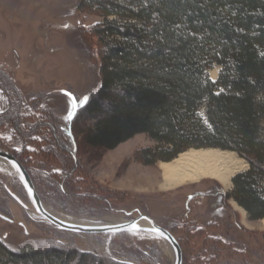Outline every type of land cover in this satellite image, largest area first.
I'll list each match as a JSON object with an SVG mask.
<instances>
[{
	"label": "rangeland",
	"instance_id": "374dc122",
	"mask_svg": "<svg viewBox=\"0 0 264 264\" xmlns=\"http://www.w3.org/2000/svg\"><path fill=\"white\" fill-rule=\"evenodd\" d=\"M78 4L79 0H0V147L26 166L40 197L54 212L76 220L152 217L179 240L183 264H264V228L260 220L251 221L236 210L231 202L235 199L229 197L234 184L227 190L206 179L161 188L159 166L164 161L145 165L138 158L141 149L156 144L147 134H137L113 150L86 146L78 125L85 114L75 120L66 117L69 111L77 114L80 100L100 85L101 50L91 30L104 18L80 10ZM216 67L219 76V64L207 71L214 81L218 76L213 79L209 71ZM2 86L9 87L10 96ZM53 122L65 128L76 159L65 157L57 131L50 132ZM261 126L264 137V117ZM13 167L10 173L0 170V238L8 246L41 248L50 243L132 264H175V258L172 262L161 249L162 238L150 232L58 229L35 211ZM65 169L75 173L66 178ZM56 188L66 191L65 196L57 195ZM204 216L210 218L208 226L200 224Z\"/></svg>",
	"mask_w": 264,
	"mask_h": 264
},
{
	"label": "trees",
	"instance_id": "16d2710c",
	"mask_svg": "<svg viewBox=\"0 0 264 264\" xmlns=\"http://www.w3.org/2000/svg\"><path fill=\"white\" fill-rule=\"evenodd\" d=\"M78 7L104 18L91 30L101 82L75 116L85 114L78 125L86 146L113 150L147 134L156 144L139 151L145 165L189 148L236 151L250 168L233 177L229 197L251 221L263 219L264 0H79ZM214 64L221 65L216 81L207 72ZM202 107L211 128L196 115ZM54 123L65 157L76 159L65 128ZM64 172L69 178L75 170ZM0 264L132 263L50 243L12 248L0 238Z\"/></svg>",
	"mask_w": 264,
	"mask_h": 264
},
{
	"label": "bare ground",
	"instance_id": "6f19581e",
	"mask_svg": "<svg viewBox=\"0 0 264 264\" xmlns=\"http://www.w3.org/2000/svg\"><path fill=\"white\" fill-rule=\"evenodd\" d=\"M209 72L213 79L217 78V67ZM245 165H247V167H245ZM249 166L248 161L240 157L236 151L215 147L200 149L189 148L180 153L172 161H164L160 163L159 167L163 176L161 188L170 190L210 179L218 181L225 189L229 190L233 186V177L240 171L249 168ZM13 169L14 167L10 162L0 157L1 171L10 173ZM231 202L234 204L236 210L244 218H247L246 210L238 205L236 201L232 200ZM49 210L62 219L76 220L54 212L51 209ZM123 221L126 220L118 218L112 220L111 223H119ZM138 223L145 224L147 223V219H140ZM261 224L264 228V219L261 220ZM160 246L163 252L168 255L173 262L175 253L172 246L165 239H160Z\"/></svg>",
	"mask_w": 264,
	"mask_h": 264
},
{
	"label": "water",
	"instance_id": "95a60500",
	"mask_svg": "<svg viewBox=\"0 0 264 264\" xmlns=\"http://www.w3.org/2000/svg\"><path fill=\"white\" fill-rule=\"evenodd\" d=\"M208 148V147H207ZM197 149V148H196ZM239 155V154H238ZM240 156V155H239ZM0 157L15 166L21 174L23 186L31 200L35 211L44 217V219L58 229L72 231L75 233H122L132 231L150 232L162 239H165L173 248L175 253V264H183L184 254L179 240L166 227L158 224L152 217L141 215L134 219L126 220L119 223H111L106 219H89V220H67L53 214L42 198L40 197L32 176L26 166L11 152L0 147ZM241 157V156H240ZM12 196L26 207L23 201L14 193ZM147 219V223L139 224L140 219Z\"/></svg>",
	"mask_w": 264,
	"mask_h": 264
},
{
	"label": "snow or ice",
	"instance_id": "6c2138e0",
	"mask_svg": "<svg viewBox=\"0 0 264 264\" xmlns=\"http://www.w3.org/2000/svg\"><path fill=\"white\" fill-rule=\"evenodd\" d=\"M63 27L68 28V27H70V26L67 25V24H65ZM217 54H218V53H217ZM221 91H222V90H221ZM217 94H219V93H217ZM89 99H90V98H89L88 96H84V97L80 100V106L83 107L85 104H87V103L89 102ZM72 107H73V109H76V108H77V104L75 103V100H74V102H73ZM196 115H197L198 117H200V118L203 120V122H204L205 125H207L209 128H211V125L208 123L207 119L204 118V114H203V112H198V113H196ZM74 116H76V112H75V111H69L68 114H67V117H66V118H67L68 120H72V119L74 118ZM245 167H247V165H245Z\"/></svg>",
	"mask_w": 264,
	"mask_h": 264
},
{
	"label": "crops",
	"instance_id": "0c3cea01",
	"mask_svg": "<svg viewBox=\"0 0 264 264\" xmlns=\"http://www.w3.org/2000/svg\"><path fill=\"white\" fill-rule=\"evenodd\" d=\"M203 219H204V221H202V222L200 221V224H202V226H208L210 218H207L206 216H204Z\"/></svg>",
	"mask_w": 264,
	"mask_h": 264
},
{
	"label": "flooded vegetation",
	"instance_id": "af4514ba",
	"mask_svg": "<svg viewBox=\"0 0 264 264\" xmlns=\"http://www.w3.org/2000/svg\"><path fill=\"white\" fill-rule=\"evenodd\" d=\"M218 194H221L220 192H217ZM223 198H224V196H223ZM222 199V198H221ZM224 200V199H223ZM214 220H216V218H214ZM236 225H238V227L240 226L239 224H236ZM167 228V227H166ZM204 229H206V231L208 230V228L207 227H203ZM167 229H169V228H167ZM227 234H229V231H227ZM228 242H230V240H227Z\"/></svg>",
	"mask_w": 264,
	"mask_h": 264
}]
</instances>
